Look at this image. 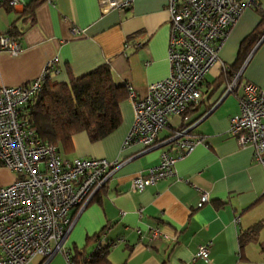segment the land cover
<instances>
[{
    "label": "crops",
    "instance_id": "1",
    "mask_svg": "<svg viewBox=\"0 0 264 264\" xmlns=\"http://www.w3.org/2000/svg\"><path fill=\"white\" fill-rule=\"evenodd\" d=\"M242 1L253 5L243 8L218 47L219 60L203 77L199 104L184 119L170 116L159 144L146 151L140 144L122 148L134 118L133 103L126 98L120 103L121 123L108 136L90 142L79 132L68 150L60 148L69 160L99 157L121 163L85 207L69 211L75 217L66 237L71 257L76 249L90 255L104 248L113 264H264V164L254 160L251 146H240L229 132L242 84L264 89V36L240 50L260 22L264 0ZM24 8L0 7V34L16 35L11 38L20 45L15 54L0 50V87L32 81L53 57L58 71L47 76L58 83L106 64L114 81L130 84L140 98L151 82L169 74V0H134L128 9L107 12H101L98 0L40 1L31 15ZM73 27L79 32L74 34ZM239 58L240 85L220 99L224 76ZM181 124H191L200 142L176 159L174 176L134 190L133 177L156 166L163 150L175 154L162 142ZM16 175L0 166V187ZM201 191L209 201L197 207ZM260 221L256 240L241 245L239 235ZM154 230L166 237L154 236ZM205 243L207 262L196 256ZM40 262L36 256L27 264ZM46 264L69 263L58 252Z\"/></svg>",
    "mask_w": 264,
    "mask_h": 264
},
{
    "label": "built area",
    "instance_id": "2",
    "mask_svg": "<svg viewBox=\"0 0 264 264\" xmlns=\"http://www.w3.org/2000/svg\"><path fill=\"white\" fill-rule=\"evenodd\" d=\"M28 1L0 0V7L24 8ZM133 1L98 0V4L101 12H107L128 9ZM250 4L242 0H169V74L151 82L141 98L130 84H124L127 98L133 103L134 118L122 148L140 144L141 151H146L155 147L170 116L183 114L190 104L200 100L203 77L219 60L218 47L243 8ZM72 32L78 33L79 29L73 27ZM0 50L15 54L20 45L17 39L0 34ZM57 61V57L49 59L41 75L30 82L0 87V166L17 174L10 184L0 187V264H27L36 256L41 258L40 264H46L58 252L72 264L66 237L75 217L69 211L85 207L121 164L99 157L69 160L54 144L36 138L20 120L19 109L39 92L50 71L57 73ZM239 77L240 70L226 83L220 99L239 87ZM238 105L239 112L229 120V132L240 146H251L254 160L264 164V89L243 83ZM191 128L186 124L164 138L162 143L173 147L175 154L163 150L156 166L133 177L134 190L142 191L162 178L174 176L176 159L200 142L191 134ZM208 201V193L201 191L196 206ZM153 234L166 237L157 230ZM208 244L200 245L196 252L205 262L209 260Z\"/></svg>",
    "mask_w": 264,
    "mask_h": 264
},
{
    "label": "trees",
    "instance_id": "3",
    "mask_svg": "<svg viewBox=\"0 0 264 264\" xmlns=\"http://www.w3.org/2000/svg\"><path fill=\"white\" fill-rule=\"evenodd\" d=\"M40 1L42 0H31L25 6L24 14L31 15ZM252 5L251 3L250 6ZM9 36L16 35L10 33ZM262 36L264 13L261 14L260 22L255 29L241 42L240 50L242 51L247 43L253 44ZM242 61L240 59L238 65L232 67L233 70L226 72L224 76L226 83L231 80L234 71L237 72L240 68ZM218 84L217 82L216 85ZM126 98L124 84H117L110 68L104 64L72 79L69 83H58L46 76L39 92L19 109V118L41 142L54 144L58 151L60 148L68 150L71 138L76 133L85 132L90 142H96L115 130L121 123L120 103ZM199 101L190 104L180 115L181 118L184 119ZM184 125L181 124L173 130ZM261 224L262 221L241 233L240 244L256 240ZM70 261L72 264H113L106 257L104 248H98L90 255L76 249Z\"/></svg>",
    "mask_w": 264,
    "mask_h": 264
}]
</instances>
